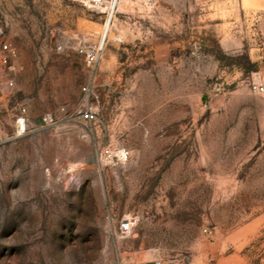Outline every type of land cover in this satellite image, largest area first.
<instances>
[{"label": "rangeland", "instance_id": "374dc122", "mask_svg": "<svg viewBox=\"0 0 264 264\" xmlns=\"http://www.w3.org/2000/svg\"><path fill=\"white\" fill-rule=\"evenodd\" d=\"M105 23L0 0V264H264V0H118ZM105 37L93 70L77 47Z\"/></svg>", "mask_w": 264, "mask_h": 264}, {"label": "built area", "instance_id": "2783aa9c", "mask_svg": "<svg viewBox=\"0 0 264 264\" xmlns=\"http://www.w3.org/2000/svg\"><path fill=\"white\" fill-rule=\"evenodd\" d=\"M85 6L92 8L106 16L105 26L107 29L111 26V23L115 16V8L118 0H80ZM120 39V38H117ZM107 37L101 41L95 43L82 42L77 47L78 54L83 57L84 61L88 66L96 70L100 60L103 57L105 50V43ZM15 49L4 42L0 44V63L3 65H8L12 56L15 55ZM90 84L89 82L86 86L82 88L85 98L87 99L90 95ZM10 86H13V82H9ZM255 93L263 94L264 93V83H255L253 86ZM27 110L22 109L21 113L16 118V136H24L29 132V126L27 124ZM81 118L89 123H94L98 120V114L89 105H85L80 112ZM56 123V118L52 113H47L42 117L41 128H47L53 126ZM108 156L112 158L113 161L117 163H125L129 159V152L126 150H121L116 153L106 152ZM139 221L136 218H127L124 219L115 230L118 238L125 239L130 237L133 234V230Z\"/></svg>", "mask_w": 264, "mask_h": 264}]
</instances>
